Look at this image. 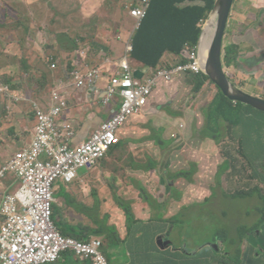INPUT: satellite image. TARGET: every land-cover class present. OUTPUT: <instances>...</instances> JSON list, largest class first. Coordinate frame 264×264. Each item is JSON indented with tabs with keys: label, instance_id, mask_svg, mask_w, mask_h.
Returning a JSON list of instances; mask_svg holds the SVG:
<instances>
[{
	"label": "rangeland",
	"instance_id": "1",
	"mask_svg": "<svg viewBox=\"0 0 264 264\" xmlns=\"http://www.w3.org/2000/svg\"><path fill=\"white\" fill-rule=\"evenodd\" d=\"M19 2L25 3V0H0V8L4 9L5 5H10L11 12L13 14L19 15V11L21 8H24V5ZM134 0H105L103 4L97 9L96 5H90V0H41L38 1L32 10L29 11L30 17H35L39 19V23L43 28L51 27L53 25L54 12L52 11V4L54 7L59 8L63 14H67L64 16L63 19L60 18L58 23H56V27L54 30L48 34L46 38L40 36L39 42H35L33 39H30V43L34 44L38 51H41L44 54L45 47L51 49V44L53 46H59L56 42H51L54 37L58 33H61L65 39L70 41V37H73L71 41H77L78 49L74 52H67L64 51L63 55L64 58H68L66 60H74L76 58H82L84 56H88L90 53L97 59L100 56V46L96 42L97 39L101 38L102 32L110 33V38L114 40L115 43L122 42V33H126V37L129 38L132 35V29L134 26L135 20L130 18L128 7ZM254 2H257L261 7L264 6V0H235L234 6L232 9L231 16L229 18L228 27L226 30V36L223 42L224 48L228 46H236L238 48V53L240 56H245V54L253 53L254 47L245 43L248 38L244 36L242 27L234 26V24L240 20L239 14H243L241 9H237L238 7L244 9L249 7ZM16 8L17 10H15ZM32 8V7H31ZM49 8V10H48ZM48 10V11H47ZM17 11V13H16ZM264 12V8L262 9ZM244 16L249 18L247 12H244ZM59 18V17H56ZM62 20V26L59 22ZM24 22L25 19H24ZM133 22V25L130 27V24ZM251 22V21H250ZM256 31L260 34H264V18L263 20L260 19L258 24L256 25ZM241 29V30H240ZM240 35V36H239ZM239 36V37H238ZM81 37L87 38V40L82 41ZM8 36L6 35V39L0 38V51L1 49H5L7 52V58L2 60V64L4 62L10 61V59L17 55L19 52V43L23 45L25 49L32 50L30 45L25 42L24 36L22 33H19L16 38L13 39L14 44L12 47L8 45ZM117 40V41H116ZM264 42V40H262ZM89 42H92L95 45V51L91 52L89 49ZM113 42V43H114ZM67 45V42H64ZM112 44V43H111ZM110 44V45H111ZM120 44V43H119ZM113 46V45H112ZM223 48V50H224ZM64 49V48H63ZM116 49L119 52H123V45L120 44L116 46ZM10 52V53H9ZM186 55V52H185ZM10 58V59H9ZM37 60V59H34ZM181 61V59H180ZM175 61V62H180ZM61 62V60H59ZM226 62H223L224 70L229 76L230 71V81L237 86L240 90L244 92H248L253 96L264 98V79L253 74L245 75L241 72L240 69L235 68L233 70H229L225 66ZM166 67V66H164ZM163 67V68H164ZM13 70L14 67L6 68V71H0V74L7 72L8 70ZM17 71V69L15 70ZM70 76V70L68 69ZM236 74L237 78L233 76ZM239 75H241L242 79H238ZM35 79V77H34ZM189 82H191L189 80ZM206 87H210L211 89L207 90L206 92L201 91L194 97L193 88L189 87L187 90L183 91L181 89L176 91H169L166 90L164 93L168 94L166 96L161 97V103H166L170 107L167 110L169 114L175 119L172 120L170 123H166L165 128H152L150 127L147 131L141 134V138L136 137L134 140L130 142V135L131 133V125L127 128L123 129L122 135L126 137L125 141H127V146H141L143 150L142 155L132 154V157H136L137 160L135 163H140L144 166L145 170L156 169V174L153 179H151V175L149 172H143L147 178L136 176V179L139 182H134L133 185H130V188L133 191L121 194L120 199L122 203L126 205L131 201L130 194L132 192L137 191L140 193L141 198H143L146 204L151 205V211L149 215H155L157 217H149L153 218L152 220L148 219L147 217H141L140 221L136 222L134 213L132 211L131 205L129 203L128 210L131 213L133 220L131 218L119 219L116 220L110 212L104 211V209L98 207L100 205L99 202L94 201V196L100 197L103 195V190L99 189L95 193V184L93 182L94 179L98 180V184L102 186L101 181L109 183L114 187V189L120 190L125 188V183L127 182L128 177L131 176H119V171L122 167L118 165L116 162H108V157L103 160V165L107 166L108 168H117L118 173L117 176L114 175L113 172L110 170H106L103 173H95L93 174L91 169L88 168H81L82 173H86V176L89 177L90 185L92 187V194L88 197H81L80 200L84 202H88L89 200L92 202L90 205L91 213L89 216L85 215L82 218L76 219V223H80V226L85 229V233L87 234L86 241H93L96 235H94V229L99 227L101 219H105L109 224L113 226V229L110 233L105 231L102 234L106 236L112 243L121 242L122 237L120 232H125L127 234L126 239L123 243L122 249L120 253L123 255L124 259H133L138 256V253L132 251H128L127 247L134 245L130 244L131 240L141 239L145 241L144 244L141 245H148L153 244L156 247L161 249V256H166L167 258H171L172 255L170 252H175L180 250L176 248L179 245H182L184 248L185 253L189 258L194 256V258L203 259L209 253H213V257H209V261L213 263V259L219 257L218 251V244L219 249L221 252L224 250V243L222 240L219 242L217 238L215 239L214 232L224 229L228 234L229 241L234 240V244L237 248L243 249L248 247L247 253L249 252V248L256 238H259V235L264 241V233H259V235L254 234V232L249 236L252 237L245 242L240 241L239 238V226L240 225H250L254 224L258 221L259 217L261 216L260 211L258 212L255 207L260 206L261 208L264 206L260 198L256 196H246L243 197H234V198H226L231 197L227 195L226 192L232 194L237 188L239 189H251L253 183L255 182L254 179L251 177L252 170H244L240 171L242 175V179H237L236 177H232L230 173H227L231 178L235 181L231 185L222 184L220 178L226 179L227 176L223 174L225 168L227 167V163H224V167L221 168L220 163H223L222 158L217 151V146L215 145L212 139L206 138L202 139L203 137V127L206 126V121H204L203 125L200 122L204 120V117L201 115L200 111H202L207 104L209 98L217 92V90L207 83ZM12 88H17V94L21 95L22 91L24 93L31 94L27 88L26 92L24 91V87L26 84L23 80H17L13 84H10ZM192 90V91H191ZM247 93V94H248ZM200 100L197 101V98ZM167 98L173 101L172 104H169ZM0 99H3L0 97ZM194 100V106L191 107V103ZM41 101V100H39ZM9 105V103H8ZM1 107V106H0ZM24 106L21 108V113H14L11 111L6 117L2 114V108L0 109V127H2V122L7 119H10L17 125L20 121L23 123V126L19 129L18 127V136L24 133H29L30 128L28 127L27 120L31 119V112H28L25 115ZM29 116V118H28ZM133 120V119H132ZM130 120V121H132ZM200 121V122H199ZM195 124V125H194ZM202 126V127H201ZM23 127V129H22ZM235 134L239 135L243 131L242 125H237L234 127ZM6 132L8 133V129L5 128ZM226 133V129L223 128L222 130ZM6 132L2 130L0 132V140H4L8 142L6 147L4 148L3 145L0 144V167L2 164L6 165L8 161L22 148L18 149L20 143L19 139L16 141V145H12L9 143L10 138L6 137ZM195 132V133H194ZM194 134V142L189 141V135ZM22 137V136H20ZM19 138V137H18ZM30 140V138L28 139ZM31 141V140H30ZM122 138L116 145H121L123 142ZM225 143V142H224ZM247 147L245 148V157L239 155L236 151L238 146L235 147V157L238 161V164L241 167L246 164L248 161L255 160L256 154V147L248 146V139L246 140ZM25 148V147H24ZM128 150V148H126ZM137 150L136 147L133 148ZM125 150V149H124ZM109 156H115L110 152ZM106 154V156L108 155ZM126 161V160H123ZM240 162V163H239ZM197 165V166H196ZM220 165V166H219ZM261 165V161L256 162V166L259 167ZM97 167V166H96ZM95 167V169H96ZM198 167V169H197ZM1 169V168H0ZM90 171H88V170ZM180 171L187 172V176L194 177V199L190 196L186 200L182 197L187 191H189V187L186 185H182L183 190L181 192H174L173 195L177 200H180V203H176L174 201H169L166 194L169 193L170 183L169 181L175 180L176 175L180 173ZM254 171V170H253ZM97 172V170H96ZM226 173V172H225ZM198 174V175H197ZM205 174L203 178V184L201 186L195 187L196 181L200 180L201 177ZM116 178L118 181L116 182ZM200 178V179H199ZM157 180V182L154 181ZM179 179L185 180L182 177ZM17 181V179H15ZM216 180V190L213 194V197L206 200L205 195L210 191H213L212 183ZM60 183V182H58ZM57 183V185H58ZM121 184V185H120ZM55 186L54 189V197L56 198V203L61 201L60 205H65L67 203V199L69 196L73 198H77L79 186L75 184L73 186V192L76 194H72L67 192L65 189H61L60 187ZM61 185V184H59ZM207 185V186H206ZM111 187V189H112ZM264 187V186H263ZM67 189V186L65 187ZM210 189V191H209ZM166 190V192H165ZM163 195L165 200L168 201L167 205L176 204L179 207L178 211L175 213L174 216L171 217V220H168L167 216L163 217V214H158V212H162L156 206L162 205V203H158V193ZM259 194V193H258ZM226 195V197L224 196ZM118 197V195H116ZM249 197V198H248ZM84 198V200L82 199ZM88 198V199H85ZM149 200V201H148ZM60 207V206H59ZM54 214L56 211L59 210L53 205ZM125 214V210L122 209ZM90 212V211H88ZM87 211L83 213H88ZM222 212H225L223 215ZM60 211L56 214L59 215ZM53 214V218H54ZM62 214V213H61ZM192 214V216H190ZM83 215V214H81ZM92 215V216H91ZM126 216V215H125ZM100 217V218H99ZM159 221V224H168V231L173 230L171 234L167 232L161 233L162 237L160 243L158 242L159 236L156 240H153V237L150 234L140 233L139 229L144 225L153 224L155 221ZM116 221V222H115ZM135 221V223H134ZM60 225L66 226L67 224L64 223L62 219L58 220ZM2 224V223H1ZM1 227V226H0ZM173 228V229H172ZM137 229V231H136ZM113 232V233H112ZM178 233V234H177ZM180 233V234H179ZM256 233V232H255ZM111 235V236H110ZM238 239V240H237ZM219 240V239H218ZM260 241V239L255 241V244ZM206 242H210V244H206ZM245 243V244H244ZM244 244V245H242ZM137 245V244H135ZM175 246V247H173ZM197 246V249L195 247ZM259 248V247H258ZM258 250L257 248H255ZM105 250V248H104ZM193 252V254H192ZM144 252L142 254H146ZM244 257V255H243ZM34 262L35 260L31 258ZM38 261V260H37ZM243 261V259H242ZM86 264H92V258L90 257ZM221 264V263H220Z\"/></svg>",
	"mask_w": 264,
	"mask_h": 264
},
{
	"label": "crops",
	"instance_id": "2",
	"mask_svg": "<svg viewBox=\"0 0 264 264\" xmlns=\"http://www.w3.org/2000/svg\"><path fill=\"white\" fill-rule=\"evenodd\" d=\"M38 1H41V0H25V3L19 2V1H18V3H21V4L23 3V5H24L23 9H27L28 11H30L34 7L37 6L35 4ZM104 1L105 0H90V5H96L97 9H99V7L101 6V4L104 3ZM50 6H51V4H50ZM263 8H264V6L261 7L257 2H254L249 7L244 8V9H242L240 7L237 8V9H241L243 14L242 13L239 14V16L241 18H240V20H238L234 24V26L242 27L244 36L247 37L248 39H252L255 41V39L258 35L260 37H262V36L264 37V34L259 33L260 29H259L258 33L256 31V28H257L256 25L258 24V21L260 19L263 20V18H264V12L262 11ZM48 10H49V8H48ZM244 12H247V15L249 16V18L244 16ZM56 17H59V18H56ZM60 18H61L60 16L54 14V18H52V20H53V25L51 26L52 29H54L56 27V23H58ZM59 24L62 26V20L59 22ZM132 25H133V22L130 24V27ZM134 28H135V22H134L132 32L134 31ZM49 33L50 32L46 31L45 35L44 34H42V35H44V38H46ZM121 33L123 35L122 36V39H123L122 42L118 41V43H115L110 38V33H108V32H102L101 38L96 40V42L100 46V55L102 56V60L100 61L99 67L108 68V70H109L107 74L105 73L103 80L100 82L99 92H96L95 88H78V87L73 86V85L68 86V82H67L68 81V73H69L68 68L70 65L73 68L75 67V69H80L83 73H85L87 71V69H86L87 67L94 68L88 64L89 62L86 60V58L85 59L82 58V60H81V58H76L74 60L67 61V63L64 65L65 72H63V75L62 76L61 75L56 76L57 77L56 80L58 82H57L56 88H54V89L61 91V92H64L63 94L66 97V100L68 103L67 109L64 110L63 117L61 118V122L62 123L66 122V121L70 122L73 125L74 130H75V134L69 142V144H71V145H75L77 143H80L82 141L87 140L92 135V133L96 130V128H98L100 126V124L103 121H107L108 119H111L112 116L115 114V112L118 110V107L121 103V97L118 94L116 95L114 100L108 106H105L103 104L102 99H103V96L105 94L103 92V88L105 87L106 83L110 80V78L112 76L117 75L120 72L119 62H120L121 58L124 56V50H125L124 46H126V42L129 40L126 37L125 32H121ZM57 34H59V35H57ZM57 34L54 37V39L51 41L52 43H53V41L54 42H56V41L60 42L58 37L61 36L62 34L58 33V31H57ZM40 36L38 38V41H35L36 43L39 42ZM119 43L123 45V52H119V50L116 49V46L120 45ZM246 55H249V54H246ZM182 58L183 57H181V55H175L172 53H167L163 57L162 64L159 65L158 68H161L164 66L170 67V66H174L176 64H179V63H181L180 59L182 60ZM34 59H36V55L32 54L31 62L36 63L39 60L38 58H37V60H34ZM97 60H100V56L97 58ZM175 61H180V62H175ZM91 62L97 64L96 61H91ZM130 64H131L132 68L134 69V72H135L134 75L136 77H139V78L146 77L150 73H153V71L155 70V69L147 68L142 63H139V62H137L131 58H130ZM0 71H4V70L0 69ZM17 72H18V70L17 71L11 70V69L8 70V73H10L11 75H13L14 73H17ZM192 77H193L192 75L180 76L179 79L177 78L173 83H170V82L169 83H161L160 86H158V88L153 92L152 96L149 98L148 105L145 108L144 112L142 114L132 116L126 123H124L120 127L118 135L120 138H122L121 142H123V143L121 145H116L115 147H113V150L111 151V153L115 156H109V153H108V155L106 157L109 158V160H107L108 162H110V161L116 162L118 165H120L122 167L121 168L122 173H121V170L119 171L120 177L131 176V177H128L127 182L125 183L126 187L122 188L120 190H117V189H114V187H112L111 184L105 182V180L103 182L101 181L102 186L97 185L98 180H96V179L93 180V182L95 184V188H96L94 194H96L97 190H99V189L103 190V192H104V194L100 195L99 198L94 196V201L97 199L98 202L100 203V205L98 207H100V208L104 209V211L110 212L112 214L113 217H110V218H114L116 220L126 218L124 211L122 210L123 208L119 205L118 201L120 199L121 194H126V193L133 191V189L130 188V185H133L134 182H139V180H137V179L134 180L132 178L133 176H139V177L147 178L149 176H146L143 172H149V175H151L153 173L151 175V179H153L154 176L156 175V174H154V173H156L155 172L156 169L145 170L144 166L142 164L135 163L137 158L132 157L131 155L132 154L142 155L143 154L142 147L141 146H130V145L127 146V141H125L126 137L122 135L123 129L127 128L129 126V124L131 125V129H132L131 130L132 135H130V142H131L136 137L141 138L142 137L141 134L143 132L147 131L150 127L154 128V129L165 128L166 123L172 122V120L175 118H173L171 116V114L168 113V111H165L170 106L166 103H161V97L166 96L169 93L168 92L167 94H165L164 92L166 90H169L170 92L176 91L179 89L185 91L189 87L193 88L194 78H193V82H189V80L191 81L190 78H192ZM187 82H188V84H187ZM207 85L208 84H206L202 88L201 91L206 92L207 90L211 89L209 86L206 87ZM34 87L28 88L29 90H31L30 91L31 94L25 93L26 94L25 95L24 92L22 91V95H18L21 98V102H19L17 104L15 103L16 105L13 104V102L10 98L1 97L3 99H0V106H1L0 109L2 108V110H3L4 108H6L9 111V113H11V111H12L14 113H20V115H22L21 108H23V106H24V109L26 111L25 115L28 112H31V114L34 115L33 108H34V104H36L38 106L39 105L43 106L42 108H45L46 110H49L51 105H52V103L50 102L51 95L49 96V98H47V102H46L47 104H45V102L41 98H37L35 96ZM193 93H194V91H193ZM215 94H216V92L209 98L204 109L202 111H200L202 116H203L204 110L206 109V107H208V105L212 101ZM193 96L196 97L197 94H194ZM6 100H8V101H6ZM39 100H41V101H39ZM167 100L169 101V104L173 103V101L171 99L167 98ZM198 100H200V96H199V98H197V101ZM8 103H9V105H8ZM13 106H14V108H12ZM192 106H194V100L191 103V107ZM28 118H29V116H28ZM7 120H10V119H7ZM130 120H132V121H130ZM27 123H28V127L31 130L29 133L21 134L20 136H22V137L18 136V134H17V136L19 138L17 136L13 137V138L10 137L5 130V128H7L6 126L0 127V132L2 130H4L6 132L5 136L10 138L9 143H11L13 146L16 145V141H18V139H19L20 143H18V145H19L18 149H20L22 147L27 146L30 143L32 133H33V129L35 126V119H32V118L28 119ZM200 123L202 125L203 121ZM18 124H19L18 127L20 129L21 126H23V123L20 121V123H18ZM15 127H16V131L18 133L19 129H18L17 125H15ZM22 129H23V127H22ZM29 138H30V140H28ZM202 139H206V138H202ZM189 141L194 142V134L189 135ZM7 143L8 142L4 141L3 139L0 140V144L3 145L4 148L6 147ZM134 147H136L137 150H134L133 149ZM126 148H128V150ZM215 152H218V149ZM123 160H126V161H123ZM4 164H2V166ZM220 165H222V163H220ZM96 166H95L96 169L94 167L92 170L93 174L103 173L106 170H110L111 172L114 173L115 176H117V173H118L117 168H108L107 166L103 165V161L101 163H98ZM232 167H234V168H232ZM242 168H243V166L241 167V165L238 164V161H234L232 164H230V167L225 168V171L223 172V174H225L227 176V178L226 179L220 178L222 184L231 185L235 181L227 173H230L232 175V177H236L237 179H242V175L240 173V171H244ZM197 169H198V167H197ZM96 170H97V172H96ZM249 170H251V169H249ZM88 171H90V170H88ZM253 173H254V171L252 170L251 177H252V179L255 180L252 187H255L258 185L260 187H263L264 182H261L262 180H259L255 174L253 176ZM179 177H182L185 180L179 179ZM204 177H205V174L201 177V179L199 178L200 180L196 181L195 187L201 186L203 184V178ZM15 179H16V177L9 176V175L0 179V209H1V204H2L4 196L8 193L15 192L17 190V188H19V186H20L19 181L18 180L16 181ZM117 181H118V179L116 178V182ZM154 181L157 182V180H155V179H154ZM169 183H170L169 193H168V195L166 194V197H168L169 201H174L176 203L181 202L180 200H177V198H175L173 193L176 191L181 192L184 188V187H182V185H186V187H189V191H187L182 197H184L185 200L190 196L194 199V194H195L194 177H192V178L190 177L189 179H187L186 177H183L182 175L181 176L177 175L176 179L169 181ZM59 184H61V185H59ZM75 184H77L79 186V191L77 194V196H79L78 199L69 196L67 199V203L65 205H60L61 201L59 200V202L57 203V205L60 206V209H59L60 213H59L58 217L61 215L60 216L61 218L79 219V218L84 217L85 215L89 216V214L91 213L90 205L92 202L90 200L88 202H84V201L80 200L81 197H88L90 194H92V187L90 185L89 177L86 176V173H82L81 169L79 170L78 177L73 182H71V183L60 182V183H58L57 187L61 186L60 190L65 189L69 193L76 194L75 192H73V186ZM66 186H67V189L65 188ZM212 186L214 189H213V191H210V189H209L210 192L206 193V195H205L206 200L213 197L212 193H214L216 195V193H215L216 180L212 183ZM111 187H112V189H111ZM236 190H239V188H237ZM165 192H166V190H165ZM226 194L231 196V194H229L228 192H226ZM116 195H118L117 199H116ZM224 196L226 197V195H224ZM130 197H131V201L129 203H130L132 211L134 213L136 222L140 221L141 217H147L146 220H148V219L152 220L153 219V218H149V217H154L157 219V217L155 215H149V212L151 211V205L146 204L145 200L143 198H141L140 193H138L137 191L132 192L130 194ZM226 198H234V197L231 196V197H226ZM243 198H245V197H243ZM82 199L84 200V198H82ZM85 199H88V198H85ZM157 201H158V203H162V205L156 206L159 210L162 211V212H158V214H163V217L167 216L168 217L167 219L171 220V217L175 215V213L178 211L179 207H177L176 204H172V203H170V205H167L168 201L165 200L163 195H160V192L158 193ZM255 209L259 212L260 206H256ZM85 211H87V212L90 211V212L83 213ZM81 214H83V215H81ZM222 214L224 215L225 212H222ZM190 216H192V214ZM259 220H260V217H259L258 221H256L254 224L250 225V227H253V226L257 227L259 225ZM2 221H3V217L0 213V226H1ZM134 223H135V221H134ZM168 227H169L168 224H159V221L156 220L153 224L142 226L139 229V232L144 233V234H147V233L150 234L153 237V240H156L157 237L159 236L158 242L160 243V241H162L161 240V237H162L161 233L167 232L168 234H171L173 232V230L168 231ZM222 230H224V229H220V230L214 232L215 239L217 238L218 242L220 240H222V242L224 243L223 244L224 250H223V252H221L219 249V244H218L219 257L213 259V263H211L209 261V257H213V255H214L213 253H209L205 257L204 261H203V259L194 258V256L189 258L187 256V254L185 253L184 248H182V245H179L176 247L180 250H177L175 252H170V254L172 255L171 258H167L166 256L162 257L161 252H160L161 249L159 247H156L155 245H153L151 243L148 245H141V244L145 243V241H142L141 239L131 240L130 244H134V245L127 247V250L128 251L133 250L135 255L138 253V256L135 258L134 261H132L133 259H124L123 255L120 253V250L122 249L123 243H124L126 236H127V234L125 232H120L121 237H122L121 242L113 243V244L110 243L108 238L104 235H99L96 237H100L103 240V242L105 244V250L107 249L111 253L110 256L108 257L109 264H220L221 260L233 262V259L236 255V251L238 248L232 242L233 240H231L228 243L226 242V239L229 240V238L227 236V234H228L227 232H226L227 234L222 233L220 237L216 236ZM136 231H137V229H136ZM255 232H254V234H256V235H259V233H262L261 235H263L264 224L259 225V229L256 230ZM250 238H252V237H249V239ZM258 239H260V241L256 245L255 241ZM245 241L246 240H244V242ZM255 241H254V244H252L254 246V248H252L250 250V256H248V257L244 256L243 261H241L240 264H264V241L260 235H259V238L255 239ZM135 244H137V245H135ZM206 244H210V242H206ZM244 244H242V245H244ZM173 247H175V246H173ZM255 248H257L258 250H256ZM195 249H197V246L195 247ZM144 252H147V253L142 254ZM192 254H193V252H192ZM64 263H66V264H86L87 261L75 259L68 254H64L60 260H58L54 263H51V264H64Z\"/></svg>",
	"mask_w": 264,
	"mask_h": 264
},
{
	"label": "built area",
	"instance_id": "3",
	"mask_svg": "<svg viewBox=\"0 0 264 264\" xmlns=\"http://www.w3.org/2000/svg\"><path fill=\"white\" fill-rule=\"evenodd\" d=\"M151 2L134 0L128 7L130 17L135 20V28L124 46V56L119 62L120 72L106 83L102 99L103 104L108 106L118 94L121 103L112 118L103 121L87 140L75 145L69 144L75 130L70 122H61L68 105L64 92L52 91L49 110L34 104L35 126L30 143L0 169V178L11 173L21 182L15 192L4 196L1 204V264L54 263L65 253L84 261L91 257L92 264H109L100 237L89 242L60 232L53 218V205L56 202L54 189L58 182H73L81 168L95 167L111 147L119 142L120 127L132 116L144 112L149 98L161 83H169L181 73L194 76L202 74L198 48L189 46L185 64L157 68L143 78L134 75L130 64L133 34L147 17ZM86 69L83 73L74 67L68 75V86L95 88L99 92L100 82L108 73V68ZM16 94L10 84L0 82V97L19 103L21 98Z\"/></svg>",
	"mask_w": 264,
	"mask_h": 264
},
{
	"label": "trees",
	"instance_id": "4",
	"mask_svg": "<svg viewBox=\"0 0 264 264\" xmlns=\"http://www.w3.org/2000/svg\"><path fill=\"white\" fill-rule=\"evenodd\" d=\"M214 3L215 0H152L147 17L142 22L141 27L133 34V52L131 53L130 58L139 63H142L147 68L157 69L158 66L162 64L163 57L167 53H172L175 55H181V57H183L181 60V64H185L187 62L185 59V52L188 50L189 46H197L204 25L202 24V21H205L208 18V15L213 9ZM51 6L52 11L55 15L60 16L62 19L64 16H67V14H63L59 8L54 7L52 4ZM11 9L12 8H10V5H5L4 9L0 8V38L6 39L7 35L8 45L13 46L14 44H16L13 43V39L16 38L19 33H22L25 42L30 45L32 50L29 51L25 49L23 45L17 43L19 45L18 54L13 56L11 59L9 58L10 61L2 64V60L4 58L8 59V56L6 57V54H4V52L7 51L5 49H1L0 69L6 71V68H10L13 66V70L17 69L18 72L14 73L13 75L8 73V71L0 74V82L13 84L19 79L23 80L26 84V86L24 87V91L26 92V87L32 88L35 86V96L37 98H41L45 102V104H47V98H49V96L51 95L52 90L56 88L58 82L56 80V76H62L63 72H65L64 65L67 63L66 60L68 58H64L63 53L64 51H76L78 49L77 41H71L73 37H70V41H68L64 38L63 35H61L58 37L60 42L56 41V44H58L59 46H53L51 44V49L49 48V46L45 47V52L43 54L41 51H38L36 49L37 46H35V43H30V39L38 41V38L41 34L45 35L46 31L51 33L54 29H52L51 27L43 28L40 25V21L38 18L29 16V11L27 9L21 8L20 10H18L19 15L13 14L11 12ZM14 9L17 10L16 8ZM24 19L26 22H24ZM44 35H42V37H44ZM81 39L82 41L87 40L86 37H81ZM64 42H67V45ZM89 49L91 52L95 51V45L92 42H89ZM32 54H35L36 59H39L36 63L31 62ZM59 60H61V62H59ZM86 60L89 62L88 64L91 67L99 68L102 56L100 55V60H97L90 53L86 57ZM238 60L239 53L236 46H228L224 48L223 62H226L225 65L230 66L232 64H237ZM91 61H96L97 64ZM53 65H56L55 68L52 67ZM166 67L170 68L171 66ZM68 69L71 72L74 68L70 65ZM180 76L188 75L184 73L178 74L174 76L173 80L170 83H173L177 78L179 79ZM192 76L193 77L190 79L191 82H193L194 78V94L200 93L202 88L207 83H210V85L217 90L212 101L210 102L208 107H206L203 113V123L204 121H206L207 123L206 126L203 127L202 137L210 138L214 141L215 145L218 148L217 153L220 154L223 160L221 168L224 167V163H227V167H230V164H232L234 161H237L234 154V152L236 151V145L238 146L236 152L239 155L245 157V148L247 147L246 140L248 139V146L256 147V161H248L243 165L242 169L248 170L250 167L254 170L253 176L255 174L259 180H262L261 182H264V113L257 111L250 106H245L241 103L235 104L234 102L230 101L222 94L220 89L203 73L200 75ZM12 89L15 93L19 91L17 90V88ZM103 92L105 93V91ZM12 102L14 105L17 104L14 100H12ZM12 108H14V106ZM2 114L4 115V117H6L9 114V111L4 108L2 110ZM31 118L35 119V115H31ZM237 125L243 126V131L239 135L235 134L234 132V127ZM2 126H6L8 128V135L10 137L13 138L17 136L18 133L12 121L5 120V122H2ZM223 128L226 129V133L222 131ZM115 146L116 144L112 146L109 151H112L113 147ZM105 157L106 155L100 159L99 163H101L105 159ZM257 161H261V165L259 167L256 166ZM7 175L16 177L11 173H7ZM177 175H182L187 179L190 178L189 176H187V172L184 171H181ZM132 178L136 180V176H133ZM16 179L21 184L19 178L16 177ZM256 195L264 204V187H260L259 185L252 187L251 189H239L231 194L232 197H251ZM95 202H98V200L96 199ZM118 203L125 210L126 218H131L133 220V217L128 210L129 203L124 205L121 199H119ZM54 206L60 209L56 202ZM58 211L59 210L56 211V214L58 213ZM259 211L261 213L259 225H262L264 224V206L262 208L260 207ZM56 214H54V221L63 235L72 236L79 240L88 239V236L85 233V229L80 226V223H76V219L61 218V215L58 217ZM59 219H62L67 225H60L58 222ZM101 221L102 222H100L99 227H96L97 229L93 230L94 235L96 236H99V234H102V232L105 230L108 233L109 230L110 233L112 230H114L113 226L107 222L106 217L105 219H101ZM259 225L257 227H249L247 225L239 226L240 241L244 242V240H248L249 236L259 229ZM222 233L224 234L226 233V231L222 230L216 236L220 237ZM109 242L112 243V241L110 240ZM226 242L228 243L230 241L226 239ZM232 242L234 243L235 241L233 240ZM252 248H254L253 245L250 246L249 252L247 253L248 247L245 248V251H243L242 247H239L236 251L233 262L221 260L220 263L240 264L243 259V255L247 257L250 256V250ZM103 252L107 258L111 254L107 249ZM1 263L2 260L0 259V264Z\"/></svg>",
	"mask_w": 264,
	"mask_h": 264
},
{
	"label": "water",
	"instance_id": "5",
	"mask_svg": "<svg viewBox=\"0 0 264 264\" xmlns=\"http://www.w3.org/2000/svg\"><path fill=\"white\" fill-rule=\"evenodd\" d=\"M235 0H215L197 44L199 64L207 76L230 101L264 113V98L249 95L229 79L223 66V42Z\"/></svg>",
	"mask_w": 264,
	"mask_h": 264
},
{
	"label": "flooded vegetation",
	"instance_id": "6",
	"mask_svg": "<svg viewBox=\"0 0 264 264\" xmlns=\"http://www.w3.org/2000/svg\"><path fill=\"white\" fill-rule=\"evenodd\" d=\"M262 40H264V37L263 36L260 37L258 35L255 41L252 39H248L247 41H244L245 43L254 47L253 53H249V55L245 54V56H240L239 54V60L237 61V64H232L230 66L225 65L228 68V71L238 68L245 75L253 74L255 76H258L264 79V42ZM230 74L231 73L229 71V76ZM232 78L233 80L234 78H237L236 74ZM238 79H242L241 75H239ZM245 93H248V92H245ZM249 95H252V94H249Z\"/></svg>",
	"mask_w": 264,
	"mask_h": 264
},
{
	"label": "clouds",
	"instance_id": "7",
	"mask_svg": "<svg viewBox=\"0 0 264 264\" xmlns=\"http://www.w3.org/2000/svg\"><path fill=\"white\" fill-rule=\"evenodd\" d=\"M3 217V216H2ZM3 222V221H2ZM67 254H69V255H71L72 256V254H70V253H67ZM73 257V256H72ZM76 259H78V258H76Z\"/></svg>",
	"mask_w": 264,
	"mask_h": 264
}]
</instances>
